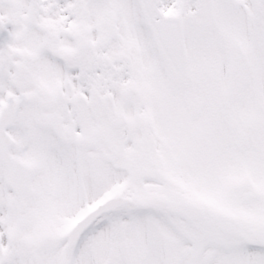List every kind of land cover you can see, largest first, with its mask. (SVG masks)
<instances>
[{
	"label": "snow or ice",
	"instance_id": "snow-or-ice-1",
	"mask_svg": "<svg viewBox=\"0 0 264 264\" xmlns=\"http://www.w3.org/2000/svg\"><path fill=\"white\" fill-rule=\"evenodd\" d=\"M0 264H264V0H0Z\"/></svg>",
	"mask_w": 264,
	"mask_h": 264
}]
</instances>
